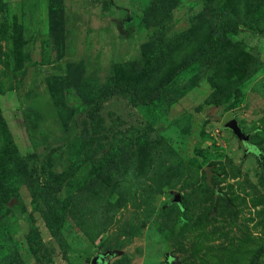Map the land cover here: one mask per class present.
<instances>
[{"label": "rangeland", "instance_id": "rangeland-1", "mask_svg": "<svg viewBox=\"0 0 264 264\" xmlns=\"http://www.w3.org/2000/svg\"><path fill=\"white\" fill-rule=\"evenodd\" d=\"M2 230L24 264H264V0H0Z\"/></svg>", "mask_w": 264, "mask_h": 264}, {"label": "trees", "instance_id": "trees-1", "mask_svg": "<svg viewBox=\"0 0 264 264\" xmlns=\"http://www.w3.org/2000/svg\"><path fill=\"white\" fill-rule=\"evenodd\" d=\"M251 22H245L246 26L253 27ZM231 26H227L225 23L221 22L217 26H215L212 36L210 38V41L208 44L204 47L202 51V59L204 61L208 60L211 56L216 54L219 51V45L222 42V39L225 35V32L230 29ZM156 96L153 98L155 99ZM254 151L255 154L259 155L257 152L260 153V150L255 148ZM59 189V186L52 185L50 187L43 186L41 188L35 189L32 193V207L34 210L37 208V198H41L44 203L48 206L47 210L43 214V221L45 223V226L50 232H54L58 230L61 226L63 213L54 204H50V199L52 198V193L56 192ZM5 230L0 231V240L4 243L6 246V255L5 260L6 264H24L20 252L18 243L15 239H13ZM40 239L38 233L29 234L26 236L27 242L31 245L36 240ZM32 253L34 254V250L32 248ZM105 264V263H104Z\"/></svg>", "mask_w": 264, "mask_h": 264}, {"label": "water", "instance_id": "water-1", "mask_svg": "<svg viewBox=\"0 0 264 264\" xmlns=\"http://www.w3.org/2000/svg\"><path fill=\"white\" fill-rule=\"evenodd\" d=\"M224 125L229 128L232 133L237 137L240 145L242 146L244 151H248V150H252L253 148L251 147V143L249 140V133L248 132H244L242 131V129L240 128V126L238 125L237 120L234 117L233 113H229L227 114L225 120H224ZM251 147V148H250ZM259 154V152H257ZM173 202H177L180 203L181 199H180V194L179 193H175L174 197L171 199ZM103 263L104 259L101 255H95L93 256V258L90 261V264H94V263Z\"/></svg>", "mask_w": 264, "mask_h": 264}, {"label": "flooded vegetation", "instance_id": "flooded-vegetation-1", "mask_svg": "<svg viewBox=\"0 0 264 264\" xmlns=\"http://www.w3.org/2000/svg\"><path fill=\"white\" fill-rule=\"evenodd\" d=\"M251 147H252V148H255L252 144H251ZM251 147H250V148H251ZM248 151H250V150H248ZM260 153H261V151H260ZM260 153H259V154H260ZM104 263H105V260H104L103 263H99V262H98L97 264H104Z\"/></svg>", "mask_w": 264, "mask_h": 264}, {"label": "clouds", "instance_id": "clouds-1", "mask_svg": "<svg viewBox=\"0 0 264 264\" xmlns=\"http://www.w3.org/2000/svg\"><path fill=\"white\" fill-rule=\"evenodd\" d=\"M252 150H254V151H255L256 149H255V148H253Z\"/></svg>", "mask_w": 264, "mask_h": 264}]
</instances>
